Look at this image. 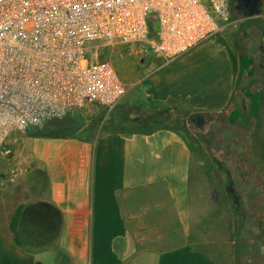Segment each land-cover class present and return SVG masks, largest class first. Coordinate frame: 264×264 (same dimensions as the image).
Instances as JSON below:
<instances>
[{
	"label": "crops",
	"instance_id": "obj_1",
	"mask_svg": "<svg viewBox=\"0 0 264 264\" xmlns=\"http://www.w3.org/2000/svg\"><path fill=\"white\" fill-rule=\"evenodd\" d=\"M245 25L257 29V56L217 34L168 61L148 53L139 74L141 102L174 101L216 121L234 116L243 145L234 196L228 169L219 163L220 177L207 180L212 163L195 160L172 128L129 119L88 138L44 137L34 155L47 193L36 200L59 209L58 236L40 250L17 245L0 182V264H264L263 244L252 237L248 248L242 232L245 219L247 233L264 230V11Z\"/></svg>",
	"mask_w": 264,
	"mask_h": 264
},
{
	"label": "built area",
	"instance_id": "obj_2",
	"mask_svg": "<svg viewBox=\"0 0 264 264\" xmlns=\"http://www.w3.org/2000/svg\"><path fill=\"white\" fill-rule=\"evenodd\" d=\"M229 19V0H0V149L13 131L116 106L126 85L99 44L146 43L168 61Z\"/></svg>",
	"mask_w": 264,
	"mask_h": 264
},
{
	"label": "rangeland",
	"instance_id": "obj_3",
	"mask_svg": "<svg viewBox=\"0 0 264 264\" xmlns=\"http://www.w3.org/2000/svg\"><path fill=\"white\" fill-rule=\"evenodd\" d=\"M262 4L264 8V0H262ZM245 20L246 18L241 13L236 12L230 5L229 23L218 34L229 40L237 49L246 50L251 56H257L259 55L257 29L254 25L246 26ZM93 53H96L99 58L111 61L127 89L125 95L112 109L92 104L66 115L63 122L72 126L71 133L74 134L69 138H88L100 126L103 128L109 124L118 126L129 119L147 125H156L155 121L157 119L154 113H163L167 120L161 125L184 131L189 139V144L195 150V160L199 156L202 161L212 163V170L207 174L203 173L204 177L212 181L218 179L220 176L216 168L220 163L223 168L228 169V176L231 181H228V187L234 189V177L236 176L234 169L235 152L243 146L241 143H236L239 128L234 124V116L231 122L222 116L214 124L201 130L196 125L197 120L192 116V113L187 111V108L180 103L174 101L165 104L141 102L148 101L143 94L144 85L139 76L143 71V61L141 59L147 57L150 53L146 43L99 44L97 50H93ZM161 105L169 108L163 111ZM209 118H213L212 115H209ZM44 127L45 124L31 127L25 132L13 131L0 149L1 192L9 200L12 209L16 210L18 205L33 203L37 201L36 198H42L47 193V186L43 178L42 161L34 155L36 142L44 138L36 136L35 133ZM204 131L205 136L201 134ZM204 147H206L208 153H203ZM197 148L202 149L200 154L197 153L200 151ZM247 188L249 189L250 186H247ZM231 198L234 197L231 196ZM245 220L242 232L246 237L247 247H251L252 237H256L258 243H262L264 246V230L253 234L247 233V230L251 229V223L248 221L250 219ZM248 251L253 254L256 253L254 249ZM258 257H261L260 252H258Z\"/></svg>",
	"mask_w": 264,
	"mask_h": 264
},
{
	"label": "trees",
	"instance_id": "obj_4",
	"mask_svg": "<svg viewBox=\"0 0 264 264\" xmlns=\"http://www.w3.org/2000/svg\"><path fill=\"white\" fill-rule=\"evenodd\" d=\"M149 28L150 35H152L155 24L150 22ZM160 107L163 111L169 108L168 106L164 105H161ZM154 114L156 115L157 119L155 121L156 125L162 126L161 124L167 120V118L163 116V113L157 114L155 112ZM197 115V113L192 114L193 117H196ZM63 118L49 121L45 124V127L42 130L36 132L35 135L45 138H69L74 136V134L71 133L73 130L72 126L65 124L63 122L65 118ZM168 128L179 131L187 140V142L189 141L183 130L173 127ZM201 134L205 136V131ZM238 220L240 222L241 218ZM60 225L61 214L59 209L51 202L37 200L33 203L18 205L14 211L10 228L13 234L14 242L17 245L28 251H35L48 247L54 242L58 236Z\"/></svg>",
	"mask_w": 264,
	"mask_h": 264
},
{
	"label": "water",
	"instance_id": "obj_5",
	"mask_svg": "<svg viewBox=\"0 0 264 264\" xmlns=\"http://www.w3.org/2000/svg\"><path fill=\"white\" fill-rule=\"evenodd\" d=\"M244 6L246 7V9L241 12V15L245 18L258 16L264 11L262 0H245ZM196 118V125L200 126L203 122V116L197 115Z\"/></svg>",
	"mask_w": 264,
	"mask_h": 264
},
{
	"label": "flooded vegetation",
	"instance_id": "obj_6",
	"mask_svg": "<svg viewBox=\"0 0 264 264\" xmlns=\"http://www.w3.org/2000/svg\"><path fill=\"white\" fill-rule=\"evenodd\" d=\"M245 4V0H229V8L230 5L231 7L234 8V10L236 12L241 13L244 9H246V7L244 6ZM195 119L197 120V118L195 117ZM216 122L215 119L213 118H205L203 116V122L201 123L200 126H198L201 130H204L205 128L209 127L210 125L214 124ZM228 192L234 196V190L231 187H227Z\"/></svg>",
	"mask_w": 264,
	"mask_h": 264
}]
</instances>
